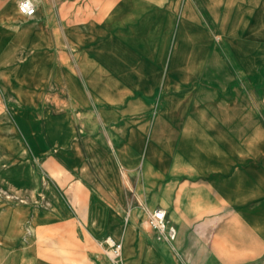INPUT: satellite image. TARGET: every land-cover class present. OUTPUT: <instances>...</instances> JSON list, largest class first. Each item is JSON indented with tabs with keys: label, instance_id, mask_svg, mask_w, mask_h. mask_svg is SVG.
<instances>
[{
	"label": "crops",
	"instance_id": "1",
	"mask_svg": "<svg viewBox=\"0 0 264 264\" xmlns=\"http://www.w3.org/2000/svg\"><path fill=\"white\" fill-rule=\"evenodd\" d=\"M16 3L0 0V250L23 254L13 264H106V235L125 264H264L252 260L264 246L261 0H100L98 14L82 0V19L60 17L58 66L43 1L30 18ZM53 68L65 107H28ZM157 207L173 253L147 224Z\"/></svg>",
	"mask_w": 264,
	"mask_h": 264
},
{
	"label": "rangeland",
	"instance_id": "2",
	"mask_svg": "<svg viewBox=\"0 0 264 264\" xmlns=\"http://www.w3.org/2000/svg\"><path fill=\"white\" fill-rule=\"evenodd\" d=\"M19 1L20 0H17V3H16L17 11H18L17 5ZM41 1H43L45 10L46 9L48 10V14L51 18L50 20L51 33H52V38H53L52 47H53V50H56V63H57L56 66H58V62H59V52L58 51L61 45V41L59 40V35L61 33L60 17L62 15L65 18V20L67 19V23L69 24L75 23L78 18L82 19L81 7H80L79 17H77V13H76V7L79 3L81 5L82 0H41ZM83 1L85 2V8L86 7L91 8L93 5H95V7H97V14L98 12H100V9H98L100 0H83ZM261 2L262 3H261V8H260V22L258 25V30H259V38H260L259 48L261 51L260 52L261 53L260 64H264V0H261ZM13 11H14L13 8H10L9 13H13ZM231 28H232V25L229 23L228 29L231 30ZM247 29H248V35L251 36V26H247ZM214 40L216 43H219L218 34L214 36ZM228 47L236 48V42L229 41ZM244 48H251V43L249 42L248 44H245ZM13 59H14L13 56H9L7 58V60H13ZM68 64L69 66L74 68V63L72 59L70 58V56H68ZM7 66L15 67L16 64L10 62V63H7ZM66 95H67V91L64 88L63 83H61L57 68H53L50 81L46 84L44 88L39 89L37 92L29 96V100H28L29 105L27 106L28 107L30 106L32 108H38V106L43 107L45 104L51 105L52 113H59L60 109L65 107ZM259 99H260V102H263L264 100V82H261L260 84V98ZM261 123L264 125L263 121ZM147 217H146V221H147ZM63 249L64 248H59V249L52 248L51 255L52 256L59 255ZM169 250H170L169 252L173 253L170 246H169ZM17 251L12 250V249L11 250L10 249L0 250V264H13L17 256L23 255ZM20 251H22V249H20ZM33 252H34L33 250H30L31 255ZM44 252L49 253V249H44L41 246L36 250V254L43 255ZM252 260L253 261L262 260L264 263V246L260 247L259 255L257 257L255 256ZM31 263L33 264V260H31V258L28 257V261L25 262L23 260L21 263L19 261L17 264H31Z\"/></svg>",
	"mask_w": 264,
	"mask_h": 264
},
{
	"label": "built area",
	"instance_id": "3",
	"mask_svg": "<svg viewBox=\"0 0 264 264\" xmlns=\"http://www.w3.org/2000/svg\"><path fill=\"white\" fill-rule=\"evenodd\" d=\"M18 11L24 17H32L35 13L33 0H20L17 5ZM147 224L153 231L156 241L172 245L176 229L171 225L166 217V212L162 208H155L148 214ZM105 257L106 264H125L122 257L121 243L110 235L103 236L95 240Z\"/></svg>",
	"mask_w": 264,
	"mask_h": 264
},
{
	"label": "bare ground",
	"instance_id": "4",
	"mask_svg": "<svg viewBox=\"0 0 264 264\" xmlns=\"http://www.w3.org/2000/svg\"><path fill=\"white\" fill-rule=\"evenodd\" d=\"M33 3L35 4V0H33ZM125 263V262H124Z\"/></svg>",
	"mask_w": 264,
	"mask_h": 264
}]
</instances>
